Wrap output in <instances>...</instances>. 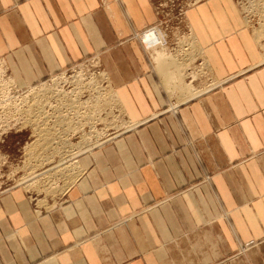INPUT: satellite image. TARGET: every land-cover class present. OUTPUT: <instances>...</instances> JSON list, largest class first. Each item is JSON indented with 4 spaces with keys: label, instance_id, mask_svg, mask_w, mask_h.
Segmentation results:
<instances>
[{
    "label": "crops",
    "instance_id": "1",
    "mask_svg": "<svg viewBox=\"0 0 264 264\" xmlns=\"http://www.w3.org/2000/svg\"><path fill=\"white\" fill-rule=\"evenodd\" d=\"M215 2L185 9L194 44L159 54L137 39L159 21L151 0H0L17 87L95 61L126 125L46 206L0 188V264H223L264 241V23Z\"/></svg>",
    "mask_w": 264,
    "mask_h": 264
},
{
    "label": "rangeland",
    "instance_id": "2",
    "mask_svg": "<svg viewBox=\"0 0 264 264\" xmlns=\"http://www.w3.org/2000/svg\"><path fill=\"white\" fill-rule=\"evenodd\" d=\"M151 1L154 13L158 16L159 20L158 23H155L152 26H158L165 31L168 39L167 44H194L187 34L186 27L182 23V17L186 8L201 0ZM233 1L240 11L239 13L242 12L246 16L249 15L251 17H254V15L258 16L259 20L261 19V22L264 23V0ZM212 2H215V0H212ZM215 4L217 3L215 2ZM203 10L202 7L198 8L202 20H204L201 14V11ZM262 12L263 14L260 16V13ZM191 17H195V15H192ZM195 19L199 22L198 18ZM262 23H260L259 26H262ZM137 39L139 41V33ZM196 42L195 44L202 43L199 36ZM164 50L165 49H162L161 53H163ZM199 72L201 73L202 71ZM193 76L201 78L199 73L193 74ZM90 80L98 82V85L95 87L99 88H96V90H99L100 94L102 92L101 97L96 93L89 92L90 89H88V83ZM9 81L13 83L9 79V76H7V73H5V70L0 68L1 93H3V84L8 87L6 90L10 88ZM108 84L104 73L100 70L99 64L95 61L87 60L75 64L55 76L51 75L47 77L42 83L40 82V84H36V86L17 91L19 96L15 94L17 99L15 103L8 102L10 101L11 95L5 99H1L0 106L6 109H0V111L5 112L3 115L7 116L5 117L7 120L6 125H3V128L0 130L2 132L0 134V188L21 183L26 190L31 192L34 201L40 207L46 206L50 198H53L60 193L73 179V175H75L73 172L74 166L72 159L76 157L77 153L81 150L83 151L97 145L104 139L110 137L112 133L118 132L126 126L120 118L119 111L115 112L117 110V101ZM41 85H45L46 88L56 89L57 94L61 96H69L74 91H78V93L82 91L78 97L81 99L82 103L89 102L91 96H94L95 98L99 97V99H96V104L92 103L84 107L81 106L82 109L79 108L81 109V112H83L82 119L80 120L68 119V124L67 122L56 125L49 123L50 127L47 125L48 127L46 126L42 128L43 121H39L37 124L40 125V128H38L44 130L41 131L42 134L49 131L48 136L46 135L47 138L42 139L40 137H35L33 129L35 126L32 123L34 122L33 120L35 119V116H37V112L34 113L33 109L35 110L38 105L32 104L31 101H23L27 99L24 95H28L31 92V89L42 88L43 86L41 87ZM11 86L14 88L16 87L14 85ZM185 86L189 88V85L186 83ZM49 97L47 96L46 98L41 99H43L42 101L47 99L52 106H56V109L58 107L60 108L57 102L54 101L55 103H53V101L48 99ZM56 100H59V97L56 98ZM37 101L38 100H36V102ZM38 107H43V103H40ZM74 107L75 105H72L70 102L67 113L72 112ZM49 108H45V111L48 113H50ZM74 110L77 109L75 108ZM91 110L95 112L94 115L90 114ZM63 112L65 111L63 110ZM15 114L17 116H14ZM71 118L73 117L71 116ZM13 123H16V125H13ZM59 135L62 137L66 135L65 142H70L68 146L69 148L66 147L64 153L66 152V155L68 156L72 154V156L69 157L65 156L63 161H60V159H62L60 157H63V155L59 153V150L61 152L65 145L54 143V141H60L59 139L53 140ZM63 167L67 169L64 173L61 172V170H64ZM47 175H52L51 179L49 178L50 182H46L44 179ZM223 264H264V241L260 243L255 242L241 248L238 251V254L229 257L223 262Z\"/></svg>",
    "mask_w": 264,
    "mask_h": 264
},
{
    "label": "bare ground",
    "instance_id": "3",
    "mask_svg": "<svg viewBox=\"0 0 264 264\" xmlns=\"http://www.w3.org/2000/svg\"><path fill=\"white\" fill-rule=\"evenodd\" d=\"M150 29H154L153 27H150V28H148V29H146V30H144L143 32H144V34H145V39H144V44H145V46L147 47V50L149 49V51H157L159 54H162L161 53V51H162V49H165V44H161L160 43V41L162 40L161 39V37L159 36V34H155V33H153V32H150L149 30ZM197 43V42H196ZM140 44H141V42H140ZM144 44L142 45L143 47H144ZM146 49V48H145ZM7 79V78H6ZM94 83V84H93ZM96 83V84H95ZM96 85H98V82L97 81H95L94 80V82L92 81V80H90V82L88 83V86H89V88L88 89H90V91L89 92H91V93H96L97 95H100V97L102 96V92H101V94L99 93V90H96V88H98V87H95ZM188 85V84H187ZM43 86V87H42ZM41 87L42 88H37V89H31L30 91H28V92H30L28 95H24V97H27V99H25V100H23L24 102H27V101H31L32 102V104H37L38 106L40 105V103H43V107H38L37 106V108L34 110L33 109V112L35 113V112H37V116H35V115H33V116H35V119L34 118H32V119H34L33 121L34 122H32L33 124H34V135H35V137H40V138H42V139H46L47 138V136H48V133H49V131H47L45 134H42V132L41 131H44V130H41V129H39L40 128V125L39 124H37V123H39V121H43L42 122V126H41V128L42 127H46L47 125H49V123H52V124H54V125H56V124H59V123H66L67 122V124L69 123L68 121L69 120H80V119H82L81 117H82V114H83V112H81V106H86V105H88V104H92V103H94V104H96L97 103V100L99 99V97H97V98H95L94 96H91L90 98H89V102H81V99H79L78 97H79V95H80V93L82 92H79L78 93V91H74V92H72L69 96H66V95H59V94H57V91H56V89H50V88H46L45 87V85H41ZM45 87V88H44ZM190 88V87H189ZM99 89V88H98ZM192 90V91H191ZM191 90H190V92H191V95L192 96H194V94H196V93H194L193 91L195 90H193L192 89V87H191ZM88 92V93H89ZM193 93V94H192ZM83 94V93H82ZM49 97L48 99L50 100V101H53V103H55L54 101H56L57 102V104L60 106V108L58 107L57 109H56V106L54 105V106H52L51 104H50V102H48L47 101V99H45L44 101H42L43 99H41V98H46V97ZM59 97V100H56V98H58ZM67 98V99H66ZM97 99V100H96ZM27 100V101H26ZM36 100H38L37 102H36ZM39 101H40V103H39ZM72 103V105H75V107L72 109V112H69V113H67L68 112V107H69V103ZM18 105V104H17ZM23 106V105H22ZM50 107V108H49ZM62 107V108H61ZM45 108L47 109V108H49L50 109V113H48L47 111H45ZM77 109V110H74V109ZM79 108H81V109H79ZM27 109V108H26ZM79 109V110H78ZM17 110H19V109H17ZM63 110L65 111V112H63ZM65 113V114H64ZM94 111H92L91 110V112H90V114L91 115H94ZM85 115H87V114H85ZM71 116L73 117V118H71ZM80 117V118H79ZM37 118V119H36ZM91 118H92V116H91ZM69 119V120H68ZM27 120V119H26ZM53 121V122H52ZM80 122V121H79ZM32 124V125H33ZM39 127V128H38ZM48 127V126H47ZM49 127H50V125H49ZM53 127V126H52ZM57 127V126H56ZM31 130V129H30ZM52 131V130H51ZM61 133V132H60ZM57 134V133H56ZM47 135V136H46ZM46 136V137H45ZM66 135H64L63 137L61 136V135H59L58 137L56 136L53 140H57V139H59L60 141H54V143L56 144V143H58V144H63V145H65L64 146V148H62V150H61V152H60V150H59V153L61 154V155H63V157H60V158H62V159H60V161H63V159L65 158V156H68V155H66L67 153L65 152L64 153V149L66 148V147H68L69 146V144H70V142H65L66 140V137H65ZM71 140V139H70ZM49 141V140H48ZM82 143V142H81ZM49 147V146H48ZM60 147H63V146H60ZM69 148V147H68ZM67 148V149H68ZM72 151V150H71ZM82 151V150H81ZM81 151H79V152H81ZM58 152V151H57ZM78 152V153H79ZM58 153V154H59ZM63 153V154H62ZM70 153V152H69ZM77 153V154H78ZM59 154V155H60ZM60 155V156H61ZM69 156H72V154H70ZM68 156V157H69ZM68 157H66V158H68ZM72 158V157H71ZM77 162V161H76ZM71 166H72V164H71ZM67 167V166H66ZM70 167V166H69ZM64 168V170L62 171L61 170V172L62 173H64V172H66L67 171V169L65 168V167H63ZM32 169V168H31ZM33 170V169H32ZM32 172V171H31ZM32 175V174H31ZM29 176H30V174H29ZM51 176L52 175H47V177H45L44 179L46 180V182H50V180H49V178L51 179ZM74 176V175H73ZM50 184V183H49ZM48 184V185H49ZM47 185V186H48Z\"/></svg>",
    "mask_w": 264,
    "mask_h": 264
},
{
    "label": "built area",
    "instance_id": "4",
    "mask_svg": "<svg viewBox=\"0 0 264 264\" xmlns=\"http://www.w3.org/2000/svg\"><path fill=\"white\" fill-rule=\"evenodd\" d=\"M244 16L247 17V18H251V16H249V15L246 16V15L244 14ZM151 27H153L154 29H159V31L155 32V34H159V36L161 37V39L164 40V43H163V44H165V46H167V45H168V44H167V43H168V39H167V35H166L165 31H164L163 29H161L160 27H158V26H151ZM161 34H163V35H161ZM144 39H145V34H144V32L142 31V32L139 34V41L141 42L142 45L144 44ZM144 48H147V47L145 46V44H144ZM0 68H3V67L0 66ZM3 69H4V68H3ZM9 82H10V81H9ZM1 84H2V82H1ZM9 85H10V88H9L8 90H6V88H8V87H7L6 85L3 84V86H2L3 93L0 92V100H1V99H5V98H7V97H9V96L11 95V97H10V101H8V102H10V103H15V101H17L15 94L19 96V93H18L17 91H19V90H24V88H19V87H17L14 83H11V82H10ZM11 85H14V86H16V87L14 88V87L11 86ZM10 105H11V104H10ZM0 109H6V108H3V107L0 106ZM8 109H11V108H8ZM4 113H5L4 111H0V130L3 128V125H6V120H7V118H5V117H7V116H4V115H3ZM14 116H17V115L15 114ZM14 120H15V119H14ZM13 125H16V123H13ZM1 133H2V132L0 131V134H1Z\"/></svg>",
    "mask_w": 264,
    "mask_h": 264
},
{
    "label": "clouds",
    "instance_id": "5",
    "mask_svg": "<svg viewBox=\"0 0 264 264\" xmlns=\"http://www.w3.org/2000/svg\"><path fill=\"white\" fill-rule=\"evenodd\" d=\"M149 31L155 33L157 31H159V29H150ZM161 35H163V34H161ZM160 43L163 44L164 40H161Z\"/></svg>",
    "mask_w": 264,
    "mask_h": 264
}]
</instances>
